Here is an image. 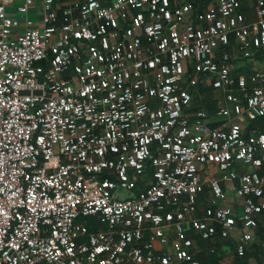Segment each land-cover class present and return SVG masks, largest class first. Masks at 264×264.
<instances>
[{
  "label": "built area",
  "instance_id": "2783aa9c",
  "mask_svg": "<svg viewBox=\"0 0 264 264\" xmlns=\"http://www.w3.org/2000/svg\"><path fill=\"white\" fill-rule=\"evenodd\" d=\"M256 14L241 0H0V264H211L234 232L244 255L264 217V127L245 135L237 118H264V70L234 74L226 46L264 49V0ZM202 85L224 92L222 126L190 118ZM235 180L240 207L222 185ZM90 215L108 228L78 221Z\"/></svg>",
  "mask_w": 264,
  "mask_h": 264
},
{
  "label": "crops",
  "instance_id": "0c3cea01",
  "mask_svg": "<svg viewBox=\"0 0 264 264\" xmlns=\"http://www.w3.org/2000/svg\"><path fill=\"white\" fill-rule=\"evenodd\" d=\"M102 1L105 3L110 2V0H102ZM190 1H193L195 6H197V8L201 10L207 7L210 3L216 2V0H190ZM241 2H242L243 10L246 9V11L248 12L247 14L248 18L256 19L257 18L256 0H241ZM30 14L31 16H34L35 18H37V16L39 15L37 11H32ZM226 48L231 53V59L229 60V64L231 67V71L234 74L238 75L242 73H250L251 71L255 69L264 70V49L255 50L252 55L245 56L240 51L238 42L234 35H231L230 42L226 46ZM211 88L213 89L214 87H212L211 85H207V86L202 85L198 88V90L195 92V96L193 98L191 107L188 109V113L190 115V118L194 119L196 116L197 110L205 109L207 112V120L209 124L211 126H222L224 122L228 121V118L218 115L217 109H218V101L220 98L223 97L224 94L220 93L219 89L217 88H215L213 91L211 90ZM233 119H236V118L233 117ZM237 119L241 121L246 127L247 120H248V117L246 115H243ZM201 167H202L201 173L203 177L205 178V180H207L210 175L214 173H218V169L215 164H212V163L202 164ZM237 181L238 180H235L233 182L223 181L222 185L230 193V199L228 200V202L235 206L240 207V205L236 202L237 198H236V195L234 194L235 192L233 188L238 185ZM203 195L207 197L206 199L208 202V198L211 196V190L208 185V182L206 184ZM204 206H205V201H203L201 205L199 204L200 208H204ZM237 235H238V232H234L230 236V239L232 240V244L229 242V240H227V238H222L219 236L215 238L213 242L215 246H217L218 242L222 243V245H220L218 248V253L221 255L219 264H238L235 258L236 254L234 253V250L236 251V236ZM262 242H264V238ZM251 246H253V243L248 248L249 250ZM209 254L211 255V253ZM209 254H207L208 259H210ZM253 254H256L254 258L257 261L259 262L262 261L261 263H258V264H264V257L261 253L257 251Z\"/></svg>",
  "mask_w": 264,
  "mask_h": 264
},
{
  "label": "trees",
  "instance_id": "16d2710c",
  "mask_svg": "<svg viewBox=\"0 0 264 264\" xmlns=\"http://www.w3.org/2000/svg\"><path fill=\"white\" fill-rule=\"evenodd\" d=\"M244 12L247 16L248 21L255 20V19L248 18V15H247L248 12L246 11V9H244ZM214 89L215 88H213V89L211 88L212 91ZM217 89H219V88H217ZM219 91H220V93L224 94V92L221 89H219ZM263 127H264V118L263 117L256 118V119L248 118L247 124L245 127V135H248L250 133V131L254 128L263 129ZM262 172L264 173V169ZM152 174H153V167L151 165H149V167L147 168V171H146L145 178L146 179L152 178ZM203 201H205V204L207 203L206 197L202 194L201 197L199 198V204L201 205ZM78 221L85 222L91 230H101V229L104 230V229L108 228V224L101 221L100 215H90V216H86V217L79 216ZM217 227H218V230H220L219 224L217 225ZM263 238H264V218L262 221L259 222V225H258L257 229L255 230V236H254V242H253V245L255 246V248L264 257V242H262ZM227 240H229V242L232 244V240L230 239V237H228ZM220 245H222V243L218 242L217 246H215L216 251L211 253V255L209 254L210 259H208V257L207 258L204 257L205 262H207V263L209 262L211 264H219L220 263L221 255L218 253V248ZM234 253L236 254L235 258H236V262L238 264H258V263L262 262V261L261 262L257 261L254 258V256L256 254L251 253L249 251V249L242 256H239L235 250H234Z\"/></svg>",
  "mask_w": 264,
  "mask_h": 264
},
{
  "label": "rangeland",
  "instance_id": "374dc122",
  "mask_svg": "<svg viewBox=\"0 0 264 264\" xmlns=\"http://www.w3.org/2000/svg\"><path fill=\"white\" fill-rule=\"evenodd\" d=\"M263 220V219H262ZM251 253H255L257 252L258 250L253 246H251L250 250H249Z\"/></svg>",
  "mask_w": 264,
  "mask_h": 264
}]
</instances>
